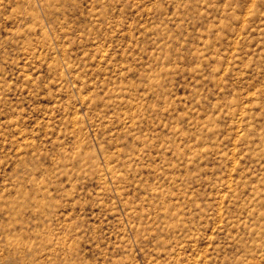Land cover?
<instances>
[{
	"label": "rangeland",
	"instance_id": "rangeland-1",
	"mask_svg": "<svg viewBox=\"0 0 264 264\" xmlns=\"http://www.w3.org/2000/svg\"><path fill=\"white\" fill-rule=\"evenodd\" d=\"M0 264H264V0H0Z\"/></svg>",
	"mask_w": 264,
	"mask_h": 264
}]
</instances>
